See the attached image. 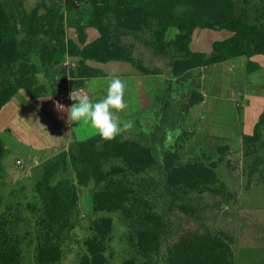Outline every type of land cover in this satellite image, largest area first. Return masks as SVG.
Wrapping results in <instances>:
<instances>
[{
	"label": "trees",
	"instance_id": "obj_1",
	"mask_svg": "<svg viewBox=\"0 0 264 264\" xmlns=\"http://www.w3.org/2000/svg\"><path fill=\"white\" fill-rule=\"evenodd\" d=\"M76 1L41 0L28 10L25 0H0V111L21 90L39 99L105 75L88 61H123L155 79V121L108 142L72 135L68 150L42 166L38 201L0 212V264H27L28 250L32 264H66L88 187L94 218L73 264H238L235 234L212 221L219 204L238 198L219 168L238 166L229 145L187 156L188 116L205 100L202 68L245 57L248 73H264L254 61L264 57V0H83L85 9ZM90 27L99 32L91 42ZM197 29L232 35L198 52ZM67 55L75 67L62 65ZM7 155L0 134V177ZM69 170L76 180L58 177ZM241 176L247 191L264 187V108L242 136Z\"/></svg>",
	"mask_w": 264,
	"mask_h": 264
},
{
	"label": "rangeland",
	"instance_id": "obj_2",
	"mask_svg": "<svg viewBox=\"0 0 264 264\" xmlns=\"http://www.w3.org/2000/svg\"><path fill=\"white\" fill-rule=\"evenodd\" d=\"M39 1L41 0H25L24 7L31 10ZM76 4L80 9L86 8L83 0H77ZM68 33L71 36L72 33L75 34V30L69 26ZM226 34H229V31L198 29L195 33V44L191 45V48L193 51H197L198 49H205L207 51L211 47L212 42L224 40ZM199 36L203 39L197 43L196 39ZM66 61L67 57H64L62 65L65 67H67L65 65ZM73 61H75V58H73ZM228 61L229 63L223 65H211L206 68L204 74H202V92L204 89L206 95H211L217 100H222L221 115H216L219 117L216 123L220 122L222 124H220L221 128L225 127L226 123L223 122L225 119L229 120V123H227L229 126L234 127L236 118L239 120L240 116L242 123L239 122L240 126H242L243 134H249L253 131L254 112L259 115L264 108V73H248L246 69L247 59L245 57H238ZM254 61L264 63V57L258 56V59L255 57ZM231 64H234V66L231 67ZM129 66L133 65L129 63ZM111 71L117 70L111 68ZM114 75L123 80L124 76ZM40 79L42 82H47L43 74H40ZM254 80L256 82H253ZM124 81L127 85L125 89L127 93L125 95L127 94L128 96L126 99L124 95L127 108L123 112L125 114L133 113H130L132 116H126L120 112L119 116L121 121L132 122L133 126L131 129L123 132L127 136H130L137 122L142 123V130H147L148 124L155 121L153 114L155 102L146 109H143L140 104L138 87L134 79L129 76V79ZM89 84L91 89L95 90L99 87L107 88L108 79L104 76L97 77L91 79ZM104 92V90H101L94 94L93 101L96 102L102 99L106 95ZM18 94L10 100L12 102L10 105H7L9 101L6 104L7 106L5 105L2 108L4 109V113L0 117V134L8 148V155L3 160L5 173L0 177V212L13 201H21L23 203L38 201L35 186L41 177L42 166L46 163V161L29 158V153L33 149L32 146L35 147V143L43 142L47 134L39 128L40 124L28 121V119L34 116H31L32 112L23 108L22 102L17 99ZM43 98L41 97L40 99ZM46 99L48 102H51V106H56L52 104L51 95L46 96ZM234 99H243L246 102L245 105L248 106L241 109L242 106L240 105H242V101L238 100V103H236L238 108L241 109L240 114L234 108ZM198 110L199 107H194L188 116V130L191 136L186 142V154L188 152L187 156H189V154L205 150L212 155H217L218 147L225 143L224 139L222 137L214 139L216 145L211 140L210 144H213L211 149H208L205 142L202 141V132L206 130V126L202 125L199 114H196ZM231 144L232 148L228 153V161L237 164L238 169L235 171L236 173H232L228 165L225 164L219 168V173L229 188L238 195V198L236 201L219 204L218 206L221 207L220 213L213 215L212 221L217 222L219 226L227 228L235 234V249L238 264H264V187H257L248 191L245 189L246 179L241 176L242 147L239 146V140L236 138H234ZM19 159L22 161L21 166L17 163ZM64 176L76 180L73 170H69L67 174L61 173L58 177ZM214 204H207V206L219 209ZM93 218L92 188H83L80 194L78 227L74 232V239L70 245V254L66 259V264H73L71 261L74 260L77 252L82 247V241L89 234L88 228ZM32 262L33 250H28L27 264H32Z\"/></svg>",
	"mask_w": 264,
	"mask_h": 264
},
{
	"label": "crops",
	"instance_id": "obj_3",
	"mask_svg": "<svg viewBox=\"0 0 264 264\" xmlns=\"http://www.w3.org/2000/svg\"><path fill=\"white\" fill-rule=\"evenodd\" d=\"M71 29L75 30V28L73 27H71ZM88 33H89L90 42L94 41L95 39L99 37V32L95 28L90 27L88 29ZM195 33L193 35V40L191 43L192 46L195 44ZM231 35L232 33L229 32V34L225 35V39L229 38ZM69 37L76 39L77 38L76 30H75V34L72 33L71 36ZM202 39L203 38L199 36L196 39L197 43L200 42V40L202 41ZM214 42H212L211 47L207 49V51H205V49L204 50L198 49L197 51L210 53L212 51ZM257 59H258V56H257ZM88 63L92 66L98 67L101 70H103L105 73L104 77H107V79H109L108 78L109 76H112L110 74H117L120 76H124L123 80H128L129 76L130 78H133L134 82H136V85L138 87L137 90L139 91L140 104L143 109H146L147 107L151 106L155 102L158 88H157V85L154 79L151 76L142 75L134 66H129V63L123 62V61H110L108 63H98L95 61H88ZM225 63H229V61L214 64V65H219V64L223 65ZM260 63L264 65V63L262 62ZM209 66H206L201 69L202 74H204V71ZM230 66L233 67L234 64H231ZM111 68L116 69L118 72L111 71ZM111 72H115V73H111ZM90 81L91 80L87 81L86 85L83 88L76 90L75 93L78 95L87 94L92 100V102H94L93 95L98 93L101 90H104L105 91L104 93L106 94L107 88L99 87L97 90L91 89L90 84H89ZM70 93L71 92L60 94V95H51V99L53 101L52 104L56 105V102H59L60 104L64 105L66 108L70 107L74 103V101H72L69 98ZM125 93L127 92L125 91ZM203 94L205 96V100L202 103V105L199 107L198 112L196 113V114H199L202 125L206 126V130L202 132L203 134L202 141L205 142L208 149H211L212 144H213V143L210 144L211 140L214 142V145H216L214 139H218L222 137L225 143L221 145H229L230 148H232L231 142L234 140V138H236L237 140H239V146L242 147L243 130H242V126H240V122H241L240 116H239V120L238 118H236L234 122V125H235L234 127L229 126L227 124L229 123V120L225 119L223 122L226 123L225 124L226 128L225 127L221 128L222 124L220 122L218 124L216 123V120L219 118L216 115H221L220 110H221V107H223L221 105L222 100H217L211 95H206V93L204 92V89H203ZM127 96L128 95L126 94L125 95L126 99H127ZM17 99H19V101L22 102L23 108H26L27 111L32 112L31 116H34L28 119V121L29 122L32 121V122H35L36 124H40L41 126H39V128L47 134L46 139H44L43 142L35 143L34 144L35 147L32 146L33 149L29 153V158L31 159L47 161L50 158L58 155L59 153L68 150L72 135H75L78 140H87L96 135L95 131L88 124H85V123H79V124L70 123L69 124L67 122V114L64 112L58 111L56 106H53V105L51 106V102H48L46 97H44L43 99L39 98L38 100H35L25 90H21L19 94L17 95ZM234 100H235L234 108L238 111L239 114H240L241 109L248 107L247 105H245L246 102L243 99H240V100L234 99ZM238 100L242 101V105H240L242 106L241 109H239L237 106ZM10 103L12 102L10 101L7 105H10ZM239 103L241 104V102ZM123 111L122 113L125 114V112ZM3 113H4V109H2V111L0 112V117L3 115ZM130 113H133V112H130ZM130 113H127L125 115L132 116ZM259 115L258 113L255 114L254 112L255 118L253 121V130L259 118ZM26 124H29V123H26ZM239 126H240V129H239Z\"/></svg>",
	"mask_w": 264,
	"mask_h": 264
},
{
	"label": "clouds",
	"instance_id": "obj_4",
	"mask_svg": "<svg viewBox=\"0 0 264 264\" xmlns=\"http://www.w3.org/2000/svg\"><path fill=\"white\" fill-rule=\"evenodd\" d=\"M126 86L124 80L113 74L108 79L107 93L102 99L92 102L87 94L78 95L73 90L69 98L74 103L66 108L56 102V108L67 114L69 124H88L102 141L108 142L133 126L131 121H121L119 116L127 108L124 100Z\"/></svg>",
	"mask_w": 264,
	"mask_h": 264
},
{
	"label": "built area",
	"instance_id": "obj_5",
	"mask_svg": "<svg viewBox=\"0 0 264 264\" xmlns=\"http://www.w3.org/2000/svg\"><path fill=\"white\" fill-rule=\"evenodd\" d=\"M67 57V61L65 62V65L67 66V67H75L76 66V64H77V62H76V60L75 61H73V58L71 57V56H69V55H67L66 56ZM17 163L21 166L22 165V161L19 159L18 161H17Z\"/></svg>",
	"mask_w": 264,
	"mask_h": 264
}]
</instances>
